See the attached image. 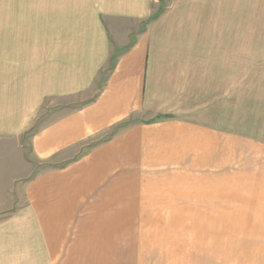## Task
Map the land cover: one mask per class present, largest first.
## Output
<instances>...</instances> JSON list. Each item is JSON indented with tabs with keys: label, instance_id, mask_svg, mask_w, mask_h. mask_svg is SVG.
Returning <instances> with one entry per match:
<instances>
[{
	"label": "crops",
	"instance_id": "crops-1",
	"mask_svg": "<svg viewBox=\"0 0 264 264\" xmlns=\"http://www.w3.org/2000/svg\"><path fill=\"white\" fill-rule=\"evenodd\" d=\"M162 1L0 0V264H148L177 244L163 221L206 219L246 138L157 28L220 24L221 1Z\"/></svg>",
	"mask_w": 264,
	"mask_h": 264
},
{
	"label": "rangeland",
	"instance_id": "rangeland-1",
	"mask_svg": "<svg viewBox=\"0 0 264 264\" xmlns=\"http://www.w3.org/2000/svg\"><path fill=\"white\" fill-rule=\"evenodd\" d=\"M220 1V24H159L158 36L171 38L177 51L192 52L195 68L204 61L199 71L210 83L201 88L205 98L202 91L196 95V107L208 106L212 127L246 140L233 142L237 156L220 182L224 187L212 186V203L198 210L206 219L163 221L176 247L148 252V264H264V0ZM11 64L0 61V69L9 72ZM9 169L2 168L3 185Z\"/></svg>",
	"mask_w": 264,
	"mask_h": 264
}]
</instances>
